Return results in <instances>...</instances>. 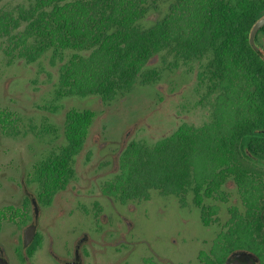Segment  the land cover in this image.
Wrapping results in <instances>:
<instances>
[{"label": "trees", "instance_id": "16d2710c", "mask_svg": "<svg viewBox=\"0 0 264 264\" xmlns=\"http://www.w3.org/2000/svg\"><path fill=\"white\" fill-rule=\"evenodd\" d=\"M164 1L165 14L143 25L159 0H31L16 14L0 10V37H6L8 53L17 50L28 62L47 51L52 62L63 60L67 50H75L59 66L58 98L98 95L110 101L138 82L156 80L158 70L146 64L159 53L172 57L166 61L171 66L205 58L200 73L216 93L213 119L199 126L183 122L153 143L129 141L119 171L103 190L125 202L147 198L151 189L182 199L191 189L200 205L204 196L225 199L222 186L233 178L252 222L259 224L264 193L258 177L264 168L255 161L264 160V25L255 37L259 49L248 34L264 13V0ZM94 117L91 108L68 109L65 142L34 163L31 177L47 200L73 177L74 158ZM13 121L11 112L0 110L1 129ZM230 211L236 224H247L235 207Z\"/></svg>", "mask_w": 264, "mask_h": 264}, {"label": "rangeland", "instance_id": "374dc122", "mask_svg": "<svg viewBox=\"0 0 264 264\" xmlns=\"http://www.w3.org/2000/svg\"><path fill=\"white\" fill-rule=\"evenodd\" d=\"M30 1L0 0V10L16 14L18 6H28ZM166 11L167 2L159 0L142 24H151ZM7 42L6 37H0V110L11 112L15 121L6 131L0 123V207L19 204L23 185L31 193L39 192L38 183L31 177L34 163L65 142V112L70 108L95 111L84 146L74 158L73 177L49 205H44L42 252L49 251L51 241L55 246L59 239L60 246L61 238H67V226L72 224L80 228L74 234L90 226V264H166L168 259H194L199 246L191 237L207 240L201 241V248L208 249L215 232L226 230L224 225L230 223L229 207L243 211L231 178L222 186L225 199H203L205 206L215 209L208 216V226L201 221L191 189L182 199L151 189L148 198L125 203L110 200L102 192L105 182L118 172V156L129 141L153 143L183 122L199 126L213 119L216 93L208 91L206 74L200 73L205 58L171 66L166 62L172 59L170 55L156 54L146 64L158 70L156 80L138 82L130 91L105 102L98 95L56 96L59 66L75 50H67L63 60L52 62L47 51L28 62L16 55L17 50L8 53ZM262 43L264 46L263 38ZM69 213L74 214L71 220L63 219L62 225L56 221L69 217ZM55 232H60L58 238Z\"/></svg>", "mask_w": 264, "mask_h": 264}, {"label": "flooded vegetation", "instance_id": "af4514ba", "mask_svg": "<svg viewBox=\"0 0 264 264\" xmlns=\"http://www.w3.org/2000/svg\"><path fill=\"white\" fill-rule=\"evenodd\" d=\"M120 154L118 156V167L120 164ZM255 163L264 168V160L255 161ZM231 179L233 182L232 184L235 185L237 191H239L237 183L233 178ZM258 180L260 181L261 191L264 193V174L258 177ZM23 187L24 190L19 204L7 203L0 207V264H90V259H87L90 255L91 242L90 235L87 231L90 227L89 225L83 227L86 229H83L76 234H74V230L80 228H75L72 224L68 225L66 228L67 238H61L60 246L57 245L59 239L55 246H53V241H51L48 247L49 251L46 254L42 252L44 240L41 222L44 220V205H49L54 195L59 190L47 200V198L43 197V194L39 192L31 193L27 190L25 185H23ZM102 192L110 200H118L120 203L134 200L128 199L125 202H122L116 195L109 193V191H104L103 187ZM136 199L139 200L146 198L142 197ZM192 200L193 203L200 208L199 216L203 225L205 224L208 226V216L214 212L215 209L212 206H205L203 200L201 204L198 205L194 201V194ZM241 200L244 206L242 212H240L234 205L231 207H235L237 212L242 213L243 216L246 217L247 224H236V218H232V213L230 211L231 207H229L231 215L229 218L230 223L224 225L226 230L214 231L215 236L214 239L211 240L208 249L204 250L201 248V243H206L207 240L196 239L198 237V235H196L194 237L195 239L191 237L192 240L197 241L196 246H199V249H197V255L194 259H168L169 261L166 262V264H264V197L259 199V206L257 208L259 209V224L252 222L253 219L242 197ZM201 205L205 206L204 211H202ZM100 208L101 207H98V210H100ZM83 210L86 214L88 213L86 207L83 208ZM68 216L69 217L67 218L65 216H62L65 218L58 217L56 221L60 220V224L62 225L61 221L63 219L71 220L74 214L69 213ZM204 217L208 219L207 222ZM86 219H89V214L86 216ZM126 219H128V217L124 216L125 221ZM56 224L54 225L56 226ZM127 224L128 226H131L132 222L129 220L127 221ZM29 226L34 227V236L31 241L26 243L25 230ZM250 230H254L252 234ZM207 231L208 230H206V232ZM54 234L58 238L60 232H55ZM44 259H50V261H44L43 263Z\"/></svg>", "mask_w": 264, "mask_h": 264}, {"label": "water", "instance_id": "95a60500", "mask_svg": "<svg viewBox=\"0 0 264 264\" xmlns=\"http://www.w3.org/2000/svg\"><path fill=\"white\" fill-rule=\"evenodd\" d=\"M263 25H264V13L254 21V23L252 24L249 30V34H248L249 43L256 50L259 49V45L255 41L256 33L259 30V28L262 27ZM33 236H34V227L29 226L25 230L26 243L31 241L33 239Z\"/></svg>", "mask_w": 264, "mask_h": 264}]
</instances>
